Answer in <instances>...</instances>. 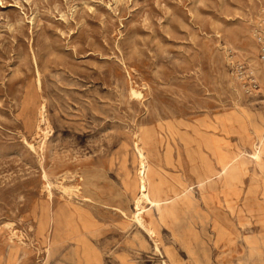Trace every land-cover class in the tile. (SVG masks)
I'll return each instance as SVG.
<instances>
[{"label":"rangeland","instance_id":"1","mask_svg":"<svg viewBox=\"0 0 264 264\" xmlns=\"http://www.w3.org/2000/svg\"><path fill=\"white\" fill-rule=\"evenodd\" d=\"M260 34L264 0H0V264H264Z\"/></svg>","mask_w":264,"mask_h":264},{"label":"crops","instance_id":"2","mask_svg":"<svg viewBox=\"0 0 264 264\" xmlns=\"http://www.w3.org/2000/svg\"><path fill=\"white\" fill-rule=\"evenodd\" d=\"M159 188H160L159 191L154 194L155 197L153 198V200L150 201V203H152L153 205H155L157 207V211H158L157 217L154 216L153 212H150L151 221L148 222L145 218L147 224H149L152 227V229L157 234V236H158V228L156 226V221H155L154 217L163 223H168V222L178 218L179 212L182 209H184L189 204V202L192 203V201H193V198H191L190 196H189L190 198L189 197L188 198H180V195L184 194V193H182V190L181 191L180 190H174V189L165 190L161 186ZM178 202H180V203H178ZM82 220H86L89 223V221L84 217V215L77 212V213H74V217L68 218L67 228H64V226H62L64 228L62 233L65 236L72 235V234L75 235V237L78 241L77 247H78V252H80V255L82 252L83 243H86V244L92 246L85 239V237L83 236L84 234H82L81 225L83 226V224L80 223V221L82 222ZM76 227H77V229H76ZM90 227H91V224L89 223L88 226L84 227V228L89 229ZM66 229L68 230V233H65ZM154 244H155V242H154ZM191 244H192V240L188 241V245H191ZM158 245H159V237H158ZM159 248H160V246H159ZM155 249L157 250L156 244H155ZM159 252L162 254L161 249ZM168 254H169V256H171L172 260L177 261L175 259L177 257L174 255V253L171 254L170 250H166V254L163 253L162 256L164 257V256H167ZM100 259H101V255H100ZM95 261H97V260H95ZM165 262L170 264L167 260H163L162 264H165Z\"/></svg>","mask_w":264,"mask_h":264},{"label":"bare ground","instance_id":"3","mask_svg":"<svg viewBox=\"0 0 264 264\" xmlns=\"http://www.w3.org/2000/svg\"><path fill=\"white\" fill-rule=\"evenodd\" d=\"M132 93L137 95V94H138V91H137L136 89L133 88V89H132ZM40 111H41L40 114L42 115V114L44 113V107H42ZM136 216H137V218L140 220L139 212H137ZM148 231H149L150 235L152 236V238H153L155 241H157L156 236H155L154 232L152 231V229H151V228H148Z\"/></svg>","mask_w":264,"mask_h":264},{"label":"built area","instance_id":"4","mask_svg":"<svg viewBox=\"0 0 264 264\" xmlns=\"http://www.w3.org/2000/svg\"><path fill=\"white\" fill-rule=\"evenodd\" d=\"M260 40H262L264 42V36L260 34L259 36Z\"/></svg>","mask_w":264,"mask_h":264}]
</instances>
